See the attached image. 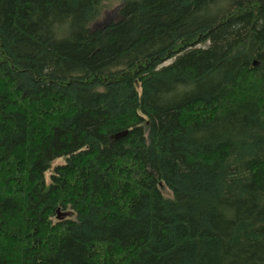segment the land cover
<instances>
[{
    "label": "trees",
    "instance_id": "obj_1",
    "mask_svg": "<svg viewBox=\"0 0 264 264\" xmlns=\"http://www.w3.org/2000/svg\"><path fill=\"white\" fill-rule=\"evenodd\" d=\"M103 1L0 0V264H264V0Z\"/></svg>",
    "mask_w": 264,
    "mask_h": 264
},
{
    "label": "rangeland",
    "instance_id": "obj_2",
    "mask_svg": "<svg viewBox=\"0 0 264 264\" xmlns=\"http://www.w3.org/2000/svg\"><path fill=\"white\" fill-rule=\"evenodd\" d=\"M103 2H104L103 5L105 8H104L103 12L101 13L100 18L98 20H96L94 23H92V25L90 27L92 29L101 27V25H103L106 22L116 21L118 19V14H117L118 8H119L122 1L121 0H105ZM62 162H63L62 159H57V160L55 159V161L52 163V166L53 165L56 166V164H61ZM48 174L49 173L45 174L46 181H48ZM160 190L164 196H166V197L170 196L169 191L166 190V188L163 187L162 185H160ZM60 216L61 217H70V218L73 217L71 215V212H69V211L61 213Z\"/></svg>",
    "mask_w": 264,
    "mask_h": 264
},
{
    "label": "water",
    "instance_id": "obj_3",
    "mask_svg": "<svg viewBox=\"0 0 264 264\" xmlns=\"http://www.w3.org/2000/svg\"><path fill=\"white\" fill-rule=\"evenodd\" d=\"M126 133H127V131L125 130V131H120V132H117V133H115V134H113V135H111L110 136V139L113 141V140H117V139H119V138H121V137H123V136H125L126 135Z\"/></svg>",
    "mask_w": 264,
    "mask_h": 264
}]
</instances>
